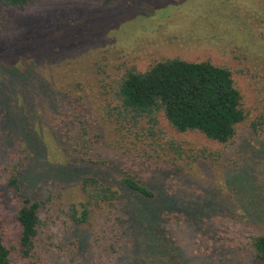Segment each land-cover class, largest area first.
Listing matches in <instances>:
<instances>
[{
  "label": "rangeland",
  "instance_id": "374dc122",
  "mask_svg": "<svg viewBox=\"0 0 264 264\" xmlns=\"http://www.w3.org/2000/svg\"><path fill=\"white\" fill-rule=\"evenodd\" d=\"M168 59L232 71L247 115L234 139L124 110V76ZM122 176L158 201L123 188ZM88 177L121 198L90 205L78 224ZM24 198L42 203L31 258L19 246ZM0 235L21 264H259L264 0H0Z\"/></svg>",
  "mask_w": 264,
  "mask_h": 264
},
{
  "label": "trees",
  "instance_id": "16d2710c",
  "mask_svg": "<svg viewBox=\"0 0 264 264\" xmlns=\"http://www.w3.org/2000/svg\"><path fill=\"white\" fill-rule=\"evenodd\" d=\"M1 1L10 7L24 8L35 0ZM17 79L20 78L17 76ZM116 96L124 110L134 117L156 122L158 116L163 114L176 131L199 132L222 144L234 139L238 126L247 118L243 96L232 71L210 61L168 59L156 63L146 72L130 71L122 79ZM120 184L149 204L158 201L155 191L132 177L122 176ZM11 185L20 189L16 179L11 181ZM83 189L88 200L83 205L81 217H73L78 224L88 221L90 205L103 202L116 206V201L121 198L119 191L113 190L97 177L85 178ZM23 201L17 216L21 228L19 246L23 255L31 258L35 247L34 238L40 225L39 211L42 203L31 198H24ZM158 214L160 212L156 209L145 219L149 224V220H152L151 225L154 226ZM139 218L137 212L136 221L139 222ZM251 245L254 261L264 264V235L253 237ZM14 253L16 250L9 248L0 235V264H21L13 258ZM155 253H160L159 247H155Z\"/></svg>",
  "mask_w": 264,
  "mask_h": 264
}]
</instances>
